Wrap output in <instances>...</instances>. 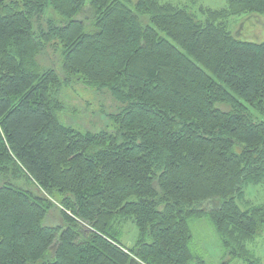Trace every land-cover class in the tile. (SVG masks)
<instances>
[{"label":"trees","instance_id":"16d2710c","mask_svg":"<svg viewBox=\"0 0 264 264\" xmlns=\"http://www.w3.org/2000/svg\"><path fill=\"white\" fill-rule=\"evenodd\" d=\"M224 1L201 20L160 0H0V264H206L201 217L225 263L262 264L248 246L264 202L238 200L264 193V41L225 23L264 16V0ZM73 85L117 106L111 130L60 122ZM56 204L62 225L45 226Z\"/></svg>","mask_w":264,"mask_h":264},{"label":"rangeland","instance_id":"374dc122","mask_svg":"<svg viewBox=\"0 0 264 264\" xmlns=\"http://www.w3.org/2000/svg\"><path fill=\"white\" fill-rule=\"evenodd\" d=\"M136 0H128L127 6L131 7ZM173 5L184 7L193 13L198 19H204L200 14V7L212 10H220L225 7L224 0H160ZM228 31L235 38L251 42L261 43L264 41V16L245 15L232 17L225 23ZM43 68H49L55 63L51 51L47 50L45 55L39 59ZM54 66V65H53ZM62 101L65 108L62 113H58L61 123L67 127H73L81 131L98 133L108 130L109 116L116 112L117 106L102 91L88 89L82 85H73L64 88L62 91ZM109 130L111 128L109 127ZM14 185L22 189H28L39 195L35 186L23 177L14 180ZM248 200L252 205H259L264 202L263 187L248 185L241 199L238 200L240 206L244 207L242 201ZM190 234L192 236L191 247L198 256L202 257L207 264H244L241 260H233L229 263L223 257V250L218 236L212 228L210 222L205 218L191 219L189 222ZM44 225L55 227L62 225L60 210L57 207L47 215ZM137 238V230L133 224L126 223L123 226V234L120 242L127 248L133 247ZM257 255L264 263V232L256 241ZM252 249V245L249 246Z\"/></svg>","mask_w":264,"mask_h":264},{"label":"crops","instance_id":"0c3cea01","mask_svg":"<svg viewBox=\"0 0 264 264\" xmlns=\"http://www.w3.org/2000/svg\"><path fill=\"white\" fill-rule=\"evenodd\" d=\"M257 241V240H256ZM256 241L255 242H253L252 244H250V245H252V249H249L250 251H252L253 253H254V255L261 261V263L262 264H264L263 262H262V259L261 258H259V256L257 255V248H258V245H257V243H256ZM249 245V246H250ZM249 246H248V248H249ZM207 264V263H206Z\"/></svg>","mask_w":264,"mask_h":264}]
</instances>
